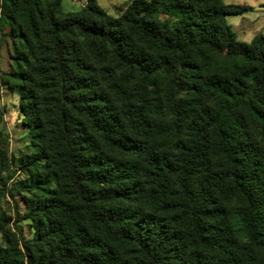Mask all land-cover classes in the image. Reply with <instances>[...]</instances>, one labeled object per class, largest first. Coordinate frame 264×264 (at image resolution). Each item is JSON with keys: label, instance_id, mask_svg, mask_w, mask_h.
Instances as JSON below:
<instances>
[{"label": "trees", "instance_id": "trees-1", "mask_svg": "<svg viewBox=\"0 0 264 264\" xmlns=\"http://www.w3.org/2000/svg\"><path fill=\"white\" fill-rule=\"evenodd\" d=\"M62 1L0 0L5 85L36 148L34 233L19 240L0 212V264H264V35L240 42L226 21L251 8L133 0L113 17ZM216 51L242 59L237 74L203 72ZM6 146L0 131V199Z\"/></svg>", "mask_w": 264, "mask_h": 264}, {"label": "rangeland", "instance_id": "rangeland-1", "mask_svg": "<svg viewBox=\"0 0 264 264\" xmlns=\"http://www.w3.org/2000/svg\"><path fill=\"white\" fill-rule=\"evenodd\" d=\"M67 12H77L83 7H78L73 2L66 0ZM81 1V0H76ZM98 4L111 16H121L133 0H97ZM225 5L249 6L252 10L242 16H227L226 21L237 34L238 40L244 43H251L259 34L264 35V0H223ZM84 6L86 1L83 2ZM161 11H163L161 9ZM162 18H171L165 14ZM170 20L174 22L172 17ZM10 30H0V131L4 134L9 157L10 170L5 175L7 179L5 196L0 199V212L9 219L8 231L19 240L31 239L34 233L32 223L25 219L28 197L26 185L29 177L23 170V159L35 153L36 148L30 136V130L24 123L20 111V97L18 93L11 91L7 85L8 75L13 66L14 48L10 38ZM242 65L241 58H229L218 51L213 52L202 62V69L205 74H237ZM184 85L179 86L178 99L182 104L190 98ZM0 245L6 246L0 235Z\"/></svg>", "mask_w": 264, "mask_h": 264}, {"label": "crops", "instance_id": "crops-1", "mask_svg": "<svg viewBox=\"0 0 264 264\" xmlns=\"http://www.w3.org/2000/svg\"><path fill=\"white\" fill-rule=\"evenodd\" d=\"M85 1H86V0H85ZM83 2H84V0H81V1H79V2L75 0V2H73V3H74L75 5H77V6L80 8V7H84ZM97 2H98V1H97ZM62 5H63V8L65 9V6L68 5L67 1H66V0H63V1H62ZM246 7H249V6H246ZM262 7H264V6H262ZM250 8H251V7H250ZM251 10H252V8H251Z\"/></svg>", "mask_w": 264, "mask_h": 264}]
</instances>
